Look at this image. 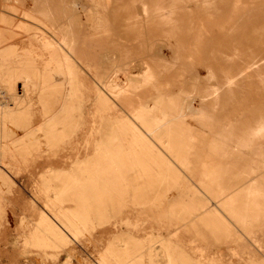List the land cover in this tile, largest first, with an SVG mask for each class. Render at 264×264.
Returning <instances> with one entry per match:
<instances>
[{
  "label": "rangeland",
  "instance_id": "1",
  "mask_svg": "<svg viewBox=\"0 0 264 264\" xmlns=\"http://www.w3.org/2000/svg\"><path fill=\"white\" fill-rule=\"evenodd\" d=\"M133 1L79 0V13L70 9V0L52 5V16L60 18L56 22L65 19L62 24L69 23L73 33H79L74 58L67 64L59 62L64 53L56 41L62 36L53 30L51 21L30 8L31 0H17L13 9L0 11V264H114L119 256L126 260L121 264H136L137 258L133 257L134 263L129 259L142 250V264H159L149 252L154 241L164 248L173 246L171 264H264L263 219L252 221L248 230L237 225L218 241L205 238V229L195 231L190 191L198 180L196 148L185 131L195 123L185 102L202 97L207 85L221 86L225 70L230 69L223 60L231 54L230 40L255 56L264 55V43L247 38L257 23L243 28L239 22L243 11L231 5L216 7L191 24L185 20L187 14L178 11L183 17L181 29L188 30L187 38L182 39L188 48L175 59L177 43L174 38L165 39L159 26L145 27L141 38L126 28L127 16L140 13L141 4ZM36 24L46 41L57 47L53 53L57 59L45 67L46 72L20 64L36 54L38 61L48 56L34 42L41 33ZM164 40L174 49L163 47L162 55L156 54ZM67 41L65 50L69 51L70 39ZM104 53L109 55L106 64ZM207 66L214 80L208 77ZM124 93L133 97L135 107L128 108L119 100ZM67 99L66 116L55 124L60 114L65 115ZM46 106L56 112L44 115ZM178 111L184 122L178 124V133L165 125L159 135L150 133L159 148L151 146L148 153L129 158L132 163L121 154L113 168L106 157L97 154V146L105 149L109 143L129 150L137 128L150 130L158 116ZM47 123L51 125L47 127ZM217 132L201 125L202 174L207 172L205 157ZM135 172L146 185L133 183ZM83 193L89 197L82 199ZM93 200L97 202L90 213L93 227L87 228L90 233H82L70 218L91 209ZM116 237L128 239L130 244L118 253H106ZM140 244L144 248L134 249Z\"/></svg>",
  "mask_w": 264,
  "mask_h": 264
},
{
  "label": "bare ground",
  "instance_id": "2",
  "mask_svg": "<svg viewBox=\"0 0 264 264\" xmlns=\"http://www.w3.org/2000/svg\"><path fill=\"white\" fill-rule=\"evenodd\" d=\"M20 1L24 3L27 0ZM14 2H17V0H0V11L6 9L5 7L13 9L11 7ZM133 2H139L141 4L140 13L134 12L130 16H127L126 28H130L135 32L134 35L136 37L141 38L142 30L145 27L150 28L153 25L159 26L165 39L174 38L177 43L175 46V59L179 58V52L185 51L188 48L186 42L182 41L183 37L187 38L188 30L181 29L183 17L180 18L178 16V11L187 14L185 15V20L191 24L194 19L201 21L206 14H211L216 7H225L229 5L236 8L238 7L243 11L242 19L239 21L243 28L247 23H257L254 27L255 30L250 35H247V38L249 37L256 42L264 43V0H235L234 3H232L231 0H134ZM55 3L61 4L62 2L61 0H31L30 8L44 19L51 21L53 24V30H56L58 34L62 36V38H59L60 41H56L58 47L60 46L64 53V60L59 58V62L62 63V61H65L67 64L71 58H74L73 54L75 55V52L73 50V45L76 43L75 41L79 33H73L69 23H66V25L62 24L66 21L65 19L63 21L61 20V24L56 22L59 21L60 18L58 16H56V18L53 17L52 14L54 12L51 9V6ZM191 4L194 5L191 6ZM69 5L70 9L74 10L76 13H79L81 10V3L79 0H70ZM0 18L3 21L2 15H0ZM36 26L37 30L41 31V33L38 36H35L36 38L34 42L37 43L36 46L37 49H39V52L48 53V56H46L44 61L42 59L38 61V58L35 57L38 54H36L31 58L20 61V64L22 66L35 67L39 72L45 69L44 72H46L47 69L45 67H47V65L53 60L55 61L57 59L53 54L56 52L57 47L51 42L46 41V38L42 34L43 31L38 24H36ZM208 26L211 27L210 25ZM67 39H70L69 51L65 50V42H68ZM238 44L239 43L235 42L233 39L228 43L231 49V54L229 56L226 55L227 57L223 58V60L227 62L230 69L228 68V70H225L224 76L220 82L221 86L209 88L207 85V87L202 89V97L198 98V100L190 99L185 102L188 113L195 120V123L193 122L194 126L185 127V131L188 132L189 138L191 137V140L194 143L192 146L196 148L195 159L197 165L195 169L197 171L196 177L198 179L197 182L192 185L190 191V215L194 217L196 222L195 231L199 232L200 229H205L206 234L204 237H212L215 241H218L227 230L236 229L237 225L241 224L248 230L247 227L252 221L260 222V220L263 219L264 222V55L255 56L249 48L243 50ZM163 47H167L171 50L174 49L172 43L168 40H164V42L158 45V48L155 51L157 52L156 54H161V48ZM152 57L153 54L150 58ZM102 61L104 64L109 61L108 53L102 55ZM69 67L68 74H71L72 67ZM167 68H164L163 70L166 71ZM206 68H209L208 77L214 80V73L210 69V66H207ZM221 69L222 68H220V70ZM24 72L26 71H21V73ZM173 74L175 73L173 72L171 76ZM28 79L29 76L27 75L26 80ZM171 80L172 79H170V81ZM136 81H138V79ZM166 88L167 87H165V89ZM117 90L120 91L121 88ZM113 95H115V93ZM69 100L70 99H67L64 104L63 112L65 115L60 114L55 121V124H61L63 122L66 116V111L69 109ZM119 100L125 102L126 107L128 108L136 106L133 97L127 93L121 95ZM172 102H174V100H172L171 103ZM176 102L178 101L176 100ZM201 103H204L206 107H203ZM176 107L178 108V105ZM175 110L177 109L175 108ZM54 112H56L54 107L47 108L46 106L43 114L51 116ZM186 114L187 113H185V115ZM218 115H222L223 118L214 119V117ZM158 117L152 122V129L143 131L141 128H137L138 135H132L129 150L125 149L123 146L115 147L114 144L109 143L105 146V149L97 146V154L106 157V163L114 168L117 166L118 156L121 154L125 161L132 163L131 159H136L139 154L146 153L149 150V147H156L157 145V148H159L156 142L157 140H155V138L152 139L150 133L157 132V135H159L164 129V125V127L170 130V132L178 133V124L180 123L181 126L184 122H181L180 120L182 113L179 111L176 113H163L161 118ZM182 119H185V117ZM204 119L210 120L208 122H203ZM202 124H205L209 129V132H217L219 130V133H216V138H214L209 144L210 149H208L211 152L205 157L207 164L206 174H202V170L200 171L202 159V154L200 153L202 137L200 128ZM50 125L51 124L49 123L46 124L47 127ZM135 146H138L140 150H137ZM135 174L133 183L137 186L140 182L142 186L146 185L142 180V176L137 172H135ZM85 196L89 197L88 193H83L82 199H84ZM93 201L91 209L85 208L82 215L72 216L70 218V222L82 233H90V231H87V228L93 227V217L90 213L94 212L93 210L95 209H93V207L97 205V202L95 200ZM128 244H130V240L116 237L109 243L107 249L104 251L108 254L111 252L118 253L120 252V249H123ZM138 247L141 249L144 248L143 245L140 244L135 245L134 249ZM173 250V246L170 244L164 248L157 241H154L150 245V251H148L155 254V261L157 263L161 264L168 262V264H171ZM143 254L144 250L132 255L129 262H133V257H135V259H138L136 264H142V261H144ZM122 257H115L116 262L114 264H121V261L123 260ZM155 261L153 259L150 260L151 263Z\"/></svg>",
  "mask_w": 264,
  "mask_h": 264
}]
</instances>
